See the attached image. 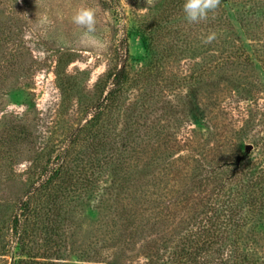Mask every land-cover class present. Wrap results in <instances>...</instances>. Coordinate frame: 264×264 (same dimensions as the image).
Instances as JSON below:
<instances>
[{"label": "rangeland", "instance_id": "obj_1", "mask_svg": "<svg viewBox=\"0 0 264 264\" xmlns=\"http://www.w3.org/2000/svg\"><path fill=\"white\" fill-rule=\"evenodd\" d=\"M183 3L184 0H0V264H12L19 256V234L12 221L19 214L22 199L33 188L38 168L51 152L50 166L56 165V155L70 144L71 131L86 121V107L99 97L106 73L121 65L127 50L133 79L123 93V108L114 115L113 122L119 131L134 124L153 135L150 141L146 140L145 149H140L145 151L144 159L160 153L169 156L171 152L179 157V152L187 154L204 147L207 157L197 155L185 165L189 169L186 172L197 180L191 196L202 189L220 187L221 183L217 185L213 178L207 180L212 163L223 167L225 160L245 153L261 160L260 144L255 143L264 137V61L257 58V53H264V0H221L216 9L226 10L231 19V40L247 48L254 59L252 64L228 71L222 68L206 87L195 85L194 92L198 93L192 92L189 85L180 90L165 89L160 79L150 83L144 75L136 78L151 60L145 42L147 33L156 35L160 46L165 45L171 38H164L160 28L170 23L165 19L167 13L181 17ZM79 7H90L95 12L96 30L88 43L81 40L85 29L72 22ZM210 32L204 31L203 39ZM172 68H178L173 61L166 68L168 75L174 72ZM62 74L77 81V90L70 97L62 93ZM19 123H26L32 136L26 143L9 148L5 141ZM88 149L89 143L84 141L73 145L71 151L74 156H81ZM215 155L220 157L209 163L208 159ZM115 162L119 165L121 161ZM96 172L99 181L90 187L82 185L55 206L59 220L63 223L65 218L63 228L67 233L59 253L62 258L58 260L65 264L155 261L149 255L154 240L158 238V246L163 247L165 239H172L170 228L143 230L127 225L124 219L132 202L124 200L130 194L122 196L124 192L119 190L125 171L120 169L117 176ZM133 174L136 178L135 171ZM154 175L151 168V177ZM146 177L143 170L138 171L136 184L143 186ZM197 202L193 199L186 203L189 217L200 209ZM102 218L109 219L107 226ZM111 218L121 225L117 227ZM176 226L174 233L181 231L177 222ZM27 228L34 229L33 224ZM243 233V243L231 247L237 251H229V260L264 264V219L257 216L256 221L248 222ZM114 234H118L117 240L111 239ZM37 235L49 238L50 232L42 224ZM156 235H161L162 240ZM112 241L114 247L110 250L108 244ZM117 241L122 250L115 246ZM174 244L169 241L170 246Z\"/></svg>", "mask_w": 264, "mask_h": 264}, {"label": "trees", "instance_id": "obj_2", "mask_svg": "<svg viewBox=\"0 0 264 264\" xmlns=\"http://www.w3.org/2000/svg\"><path fill=\"white\" fill-rule=\"evenodd\" d=\"M221 10L209 12L208 18L199 23H188L183 10L179 18L181 20L175 17V13H167L165 19H169L170 23L160 26V30L164 38L171 39L160 46L156 35L147 33L145 42L150 50L151 60L136 78L144 75L150 83L160 79L165 89L180 90L189 85V89L194 92L195 85L203 88L208 82H213L214 76L222 68L228 71L233 67L252 64L254 59L247 48L243 44L232 42L229 32L231 19L224 8ZM159 24H162L161 21ZM209 30L216 33L217 39L206 44L203 43L204 31ZM257 58L263 62L264 53H257ZM188 60L194 63L191 64ZM171 61L178 68H172L174 72L168 75L166 68ZM130 66L127 50V57L121 65L114 66L106 73L105 86L99 97L86 107V121L71 131L70 144L56 155V165L50 166L53 155L51 152L46 163L38 168L33 188L27 198L22 199L19 214H15L12 221L15 232L19 234L17 243L20 248L19 256L13 259L12 264H65L58 259L62 258L59 253L67 239L63 228L66 222L65 218L63 223L59 220L60 213L55 206L59 201L67 199L73 191L82 188V185L90 187L96 180L99 181L96 171L103 172L105 176H117L120 169L126 175L122 178L119 190L124 192L122 196L130 194L124 200L130 199L129 202H132L128 204V217L124 219L126 224L143 230L147 227L160 230L170 228L172 239H165L163 247L158 246V238L154 240L156 243L151 247L152 253L149 252V255L156 260L149 264H243L234 263V259L229 260V251H237L231 247H238L243 243L246 233H241L248 222L256 221L257 216L264 219V137H260L255 143L260 144L259 155H263L261 160L249 158L245 153L235 156L233 160H225L223 167L212 163L209 165L207 180L213 178L217 185L221 183L220 187L210 188L209 191L202 189L191 196L197 180H193L191 174L186 172L189 169L185 165H189L188 162L198 157L197 155L207 157L204 147L198 151L189 150L187 154L179 152V157L176 156L177 153L171 152L169 156L166 154L164 157L160 153L144 159L145 151L140 149H145L146 140L150 141L154 138L153 135L134 124L119 131L116 122H113L114 115L123 108V93L133 79ZM61 76L62 93L70 97L77 90V81L71 75ZM181 118L183 122L182 114ZM31 134L26 123H19L9 132L5 144L13 148L30 140ZM84 141L89 143L88 151L82 152L81 156H74L71 151L73 145ZM218 157L220 155L212 156L208 162H213ZM116 160L121 161L119 165H116ZM254 165L258 167H253ZM151 168L156 172L154 177H151ZM141 169L148 175L144 178L143 186L136 184L138 171H142ZM44 174L46 176L42 178ZM193 199L199 200L197 205H200V209L196 215L191 214L189 217L191 212L186 203L193 202ZM165 201V206L161 207ZM105 203L109 205L108 200ZM111 220L114 223L115 220ZM41 221L46 231L50 232L49 238L37 235V230L42 226ZM102 221L106 226L109 224V219L102 218ZM176 222L181 231L174 233ZM32 224L34 229L27 228ZM120 225L118 223L117 227ZM119 235L120 241L122 233ZM156 237L162 240L161 235ZM97 239L102 240L99 237ZM111 239L117 240L118 234L112 235ZM169 241L175 244L170 246ZM113 242L108 244V249L114 247ZM120 244L117 241L115 246L120 248ZM122 248L123 246L120 249ZM94 251L99 254L97 249ZM107 253L109 254V250Z\"/></svg>", "mask_w": 264, "mask_h": 264}, {"label": "clouds", "instance_id": "obj_3", "mask_svg": "<svg viewBox=\"0 0 264 264\" xmlns=\"http://www.w3.org/2000/svg\"><path fill=\"white\" fill-rule=\"evenodd\" d=\"M221 0H184L182 10L188 23H199L208 18L209 12H214L220 5ZM72 22L85 29L81 40L84 43L91 41L95 32V12L90 7H79L72 16ZM216 33L210 32L203 43H211L216 39Z\"/></svg>", "mask_w": 264, "mask_h": 264}]
</instances>
